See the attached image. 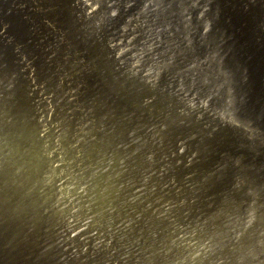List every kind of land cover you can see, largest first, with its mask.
<instances>
[{
  "label": "bare ground",
  "instance_id": "1",
  "mask_svg": "<svg viewBox=\"0 0 264 264\" xmlns=\"http://www.w3.org/2000/svg\"><path fill=\"white\" fill-rule=\"evenodd\" d=\"M168 1L0 0V264H201L202 257H207L212 255V253L215 254L213 251L214 247L217 248L218 246V248H221L217 243L216 246L211 245L214 242L204 229L205 226L203 224L205 221H198V211L193 208L189 210L190 197L193 194L190 192L193 178L191 176L195 177V175H192V170L185 168V163L190 158L193 159L192 142L186 143L187 150L183 151L182 148L177 147L181 133H178L173 126L167 127L168 131L157 132L153 128L155 123L161 122L160 117L165 120L167 118L171 120L180 115V109L176 107L180 103L179 96L176 94L175 96L169 95L166 98L154 96V98L159 100L153 102L149 111L150 115L149 113L147 117L140 115L142 113L140 102L143 98L140 95H136V91L133 90L135 82L133 81L134 79L131 80L129 78L130 70L127 68L123 69L122 64H120V68L118 66L120 50L123 47L125 48L126 45L133 50L131 52L133 55L124 58V62L130 61V63H133L137 52L145 60L151 61L154 57H157L155 49L162 42H167L166 44H168V41L170 43L173 40L182 38L181 29L173 28L170 24L176 20L178 24L180 19L178 16L179 11H175L177 7L175 10L169 9ZM228 3L225 2V4ZM158 6L163 7L164 10L155 8ZM150 9L153 10L151 11ZM128 16L129 20L127 21L126 18ZM242 17L244 18V16ZM242 17L241 19H243ZM227 18L230 19V17ZM237 19L239 21L240 17ZM224 22L226 23V21ZM235 22L237 21L235 20ZM236 24L238 25V23ZM126 28H130V33L127 38H124L121 34ZM203 30L207 32L206 29ZM110 33H116L115 39L112 38L113 34L110 35ZM237 35L239 34L237 33ZM247 35L249 36V34ZM250 36L252 35L250 34ZM192 37L194 36L192 35ZM244 37L246 38V36ZM193 40L196 41V39ZM224 40L227 39L225 38ZM239 40L241 39L238 38L237 41ZM205 43H207L206 40ZM229 43L231 42L229 41ZM239 47L241 48V46ZM169 50L171 52V49ZM166 52L168 51L164 53ZM169 53L164 55L165 61H169L172 58L175 60L174 57L177 55ZM227 61L229 62L228 59ZM245 61L247 60L245 59ZM216 62L218 63V61ZM216 62L214 63L216 64ZM143 64L145 65V61H143ZM144 65L139 69V73L141 75L146 73L145 80L150 82L156 74L154 73V76L149 71H153L155 68L151 65L152 68H147ZM204 65L202 64L203 68L207 67L208 62L205 67ZM185 66L184 68L188 67V65L187 67ZM229 66L231 67V65ZM220 67L218 68L220 69ZM253 67V70H255V66ZM253 67L250 69L252 70ZM215 71L214 73L217 74L220 70L218 72ZM238 72L235 71L236 75ZM257 72L254 74L260 73ZM256 77L258 76L256 75ZM217 78H220V76ZM158 79L161 86L166 85V81L159 77ZM223 79H221V82ZM237 79H240V77H237ZM245 81L243 80V82ZM227 84L225 83L224 86ZM171 86H174L173 89H182H179L180 85L176 82H172ZM157 88H159V85L156 89L154 88L156 95H158ZM216 88L218 89L219 87ZM218 91L216 92L218 93ZM252 91L251 93H253ZM151 93L154 94L153 91ZM151 93L146 94L145 98L152 97ZM163 95L164 93H162ZM255 97H257V94ZM173 98H175L174 101L176 102L171 103L172 108L169 106L170 102L168 103V100ZM256 101L258 100L253 102L256 103ZM201 110H203V107ZM217 112H220V110ZM249 113L247 114L249 115ZM197 122L195 121L196 127ZM243 126L246 125L244 124ZM230 131L229 134H231ZM137 139L140 140L137 141ZM220 153L223 154V152ZM255 153L253 152V154ZM227 155L226 157H228ZM261 170L263 171V169ZM145 182L149 183V188L146 187L144 190ZM237 189L239 190V188ZM251 192H254V190ZM154 193L161 194V197L152 201V198L149 197ZM201 193L203 192L201 191ZM258 194L261 195V193ZM236 201L238 202L239 200H235V203H237ZM255 202H257V199ZM235 215L233 214L234 219L236 218ZM232 221L236 222L235 220ZM230 223L232 222L230 221ZM237 223L230 226H236L237 229ZM260 226L259 228L261 229ZM245 234L247 235V232ZM222 242L225 243L224 241ZM225 245L227 244L225 243ZM257 245L259 244L257 243ZM239 246L241 245L239 244ZM236 247L235 249L238 248ZM216 248L214 249L215 251ZM218 248L219 254L220 249ZM259 248L261 249L262 247ZM235 249L233 248V251ZM233 251L230 250V252ZM235 252H238V250ZM247 253L245 254L246 260ZM244 263H248V261Z\"/></svg>",
  "mask_w": 264,
  "mask_h": 264
},
{
  "label": "rangeland",
  "instance_id": "2",
  "mask_svg": "<svg viewBox=\"0 0 264 264\" xmlns=\"http://www.w3.org/2000/svg\"><path fill=\"white\" fill-rule=\"evenodd\" d=\"M172 1V2H170ZM169 0L168 1V8L179 11V22L178 24L175 22H171V26L173 28L177 27L178 29H181L182 32V38L173 40L172 42L168 44L161 43L156 47L155 52H157V57H154L153 60H145L142 56H140L137 51V56L134 57V62H124V58L131 57L133 53H131L133 50L130 49L128 45L126 47L120 50V59L118 61L119 68L120 64H122V68L129 69V78L135 82L134 91L137 93L136 95L142 96V101L140 102V109L142 110V113L140 115L148 116V113L150 111V107H152L153 102L158 101L159 99L154 98H166L167 96H179V106H176L179 110L180 115H178L175 119H168L169 121L165 120L163 117H160L161 122H157L154 124L153 128L158 131H168V128L173 126L175 130L178 131V133H181L179 136V141L177 143V147L182 148L183 151L187 150V144L188 142H192V148H193V159L190 158L187 163H185V168L187 170H192V184L190 188L191 199H190V207L189 210L195 209L198 211L197 218L199 222H204V229L207 232V235H210L211 240L214 242L213 246H216L219 244V247L216 248V251L212 253V255H209L207 257H202V263L201 264H243L244 262L248 261L249 264H264V0ZM182 1V2H181ZM198 1V2H197ZM230 1V2H229ZM251 1V2H250ZM204 4H203V3ZM216 2V4H215ZM217 2H219L217 4ZM228 3V4H225ZM243 4H242V3ZM249 2V3H248ZM222 3V4H221ZM171 4V6H170ZM190 4V5H189ZM192 4V5H191ZM196 6H194V5ZM220 4V5H219ZM166 5V6H167ZM219 5V6H218ZM227 5V6H226ZM241 5V6H240ZM257 5V6H256ZM200 6V7H199ZM207 6V7H206ZM216 6V7H214ZM218 6V7H217ZM260 6V7H259ZM159 7V8H158ZM155 7L158 10H164L163 7ZM210 7V8H209ZM213 7V8H211ZM248 7V8H247ZM187 8V10H186ZM190 8V9H189ZM206 8V10H205ZM154 9V8H153ZM153 9H150L151 11ZM227 9V10H226ZM255 9V10H254ZM258 11H257V10ZM190 10V11H189ZM194 10V11H193ZM212 10V11H211ZM216 10V11H215ZM219 10V11H218ZM263 10V11H262ZM185 11V12H184ZM192 11V12H191ZM243 11V14H242ZM247 11V12H246ZM189 12V13H188ZM196 12V13H195ZM201 12V13H199ZM208 12V13H206ZM210 12V13H209ZM229 12V14H227ZM246 12V13H245ZM257 12V13H256ZM199 13V14H198ZM216 13V14H215ZM221 13H224L221 15ZM249 13V14H248ZM256 13V14H255ZM227 14V16H226ZM239 14V15H238ZM241 14V16H240ZM260 14V15H258ZM263 14V16H262ZM193 15V16H192ZM200 15V16H199ZM230 15V16H229ZM235 15V16H233ZM184 16V17H183ZM199 16V17H198ZM213 18H211V17ZM226 16V18H224ZM232 16V17H231ZM244 16V18L242 17ZM258 16V17H257ZM227 17H230L227 18ZM241 22L240 25L239 21ZM241 17L243 19H241ZM263 17V18H262ZM195 18V19H194ZM209 18V19H208ZM224 18V20H222ZM234 18V19H233ZM250 20H249V19ZM253 18V19H252ZM199 19V20H198ZM202 19V20H201ZM209 21H207V20ZM226 19V20H225ZM230 21H229V20ZM233 19V22H232ZM259 19V20H258ZM262 19V20H260ZM126 20H129V16L126 18ZM204 20V21H203ZM214 20H216L214 22ZM218 20V23H217ZM235 20L237 22H235ZM242 20V21H241ZM201 21V22H200ZM226 21V23L224 22ZM231 23V24H229ZM263 21V22H262ZM190 22V23H189ZM200 22V23H199ZM208 22V24H206ZM223 22V23H222ZM235 22V23H234ZM256 22V23H255ZM235 26H234V24ZM238 23V25L236 24ZM245 23V24H244ZM263 23V24H262ZM222 27H221V25ZM233 24V25H232ZM248 24V25H247ZM251 24V25H250ZM181 25V26H180ZM199 25V26H198ZM204 25V26H203ZM217 25V26H216ZM230 25V26H229ZM238 29H237V26ZM247 25V26H246ZM253 25V26H252ZM256 25V26H255ZM258 25V26H257ZM262 25V26H261ZM198 26V27H197ZM243 26V27H242ZM193 27V28H192ZM203 27V28H201ZM232 27V28H231ZM236 29L234 30L233 29ZM242 27V28H241ZM176 28V29H177ZM186 28V29H185ZM192 28V30H190ZM246 28V29H245ZM206 29L207 32H204ZM219 32H217L218 30ZM221 29V30H220ZM232 29V30H231ZM240 29V30H239ZM242 29V30H241ZM251 31H250V30ZM127 30V31H126ZM239 35H237L236 33ZM246 30H248L246 32ZM254 30V31H253ZM261 30V31H260ZM263 30V31H262ZM130 28H126L123 33L121 34L122 37L127 38L128 34L130 33ZM231 33H229V32ZM233 31V32H232ZM243 31V32H242ZM216 32V33H215ZM241 32V34H240ZM260 34H259V33ZM193 33V34H192ZM210 33V36H209ZM258 35H256V34ZM113 34V35H112ZM214 34V35H212ZM216 34V35H215ZM235 34V35H234ZM249 34V36L247 35ZM250 34L252 36H250ZM112 35V38L115 39L116 33H110ZM124 35V36H123ZM192 35L194 37H192ZM212 35V36H211ZM220 35V36H219ZM228 35V36H227ZM215 36V37H214ZM217 36V37H216ZM219 36V37H218ZM232 36V37H231ZM234 36V37H233ZM246 36V38L244 37ZM210 39H209V38ZM212 37V38H211ZM214 37V38H213ZM224 37V38H223ZM231 37V38H229ZM244 37V38H243ZM252 37V38H251ZM255 39H254V38ZM196 39L197 43L195 40ZM205 38V39H203ZM227 40H224V39ZM235 40H234V39ZM239 39V41H237ZM249 38V39H248ZM190 39V40H189ZM208 39V40H207ZM213 39V41H212ZM230 39V40H229ZM259 39V40H258ZM201 40V41H199ZM203 40V41H202ZM205 40L207 43H205ZM217 40V42H216ZM223 40V41H222ZM250 42H249V41ZM252 40V41H251ZM258 40V41H257ZM179 41V42H178ZM185 41H189L188 43ZM225 41V42H224ZM229 41L231 43H229ZM174 42V43H173ZM212 42V43H211ZM234 42V43H233ZM242 42V43H239ZM247 42V43H246ZM249 42V43H248ZM192 43V45H191ZM193 43H195L193 45ZM210 43V44H209ZM219 43V44H218ZM238 43V44H237ZM246 45L244 46V44ZM176 44V46H175ZM181 44V45H180ZM185 44V45H183ZM206 44V46H205ZM221 44V45H220ZM234 44V48L233 47ZM248 44V45H247ZM250 44V45H249ZM260 44V45H259ZM168 45V46H167ZM171 45V46H170ZM178 45V46H177ZM205 47H204V46ZM211 46L209 48V46ZM217 45V46H216ZM165 46V47H163ZM196 46V47H195ZM220 46V47H219ZM241 46V48L239 47ZM250 46V47H248ZM263 46V47H262ZM171 47V48H167ZM214 47V48H213ZM217 47V48H216ZM260 47V48H259ZM178 50H177V49ZM198 49L196 51V49ZM205 48V49H204ZM221 48V49H220ZM229 48V49H228ZM238 48V49H237ZM240 48V49H239ZM250 50H249V49ZM259 48V49H258ZM165 49V50H164ZM167 49V50H166ZM171 49V52L170 50ZM182 49V50H180ZM208 49V51H207ZM210 49V50H209ZM221 51H220V50ZM235 49V51H233ZM256 49V50H255ZM116 50V48H115ZM213 50V51H212ZM247 52L245 53V51ZM165 51H168L164 53ZM205 51V52H204ZM212 51V53H211ZM228 51V52H226ZM241 51V52H240ZM249 51V52H248ZM255 51V52H254ZM262 51V52H261ZM127 52V53H126ZM161 52V54H160ZM170 52V53H169ZM180 52V53H179ZM194 52V53H193ZM197 52V54H196ZM216 54H215V53ZM239 52V53H238ZM243 52V54H241ZM163 53V54H162ZM176 54L177 56L174 57L171 60L164 59L165 54ZM201 53V54H199ZM214 53V54H213ZM263 53V54H262ZM159 54V55H158ZM184 54V55H183ZM188 54V55H186ZM190 54V55H189ZM207 54V55H206ZM226 54V58H225ZM247 56H246V55ZM261 54V55H260ZM123 55V56H122ZM199 55V56H197ZM224 55V56H223ZM230 55V56H229ZM245 55V56H244ZM251 55V56H250ZM126 56V57H124ZM163 60H162V57ZM182 56V57H181ZM193 56V57H192ZM201 56V58H200ZM218 56V57H217ZM221 56V58H219ZM237 56V57H236ZM256 56V57H255ZM261 56V57H260ZM140 57V58H139ZM195 57V58H194ZM214 57V58H213ZM224 57V58H223ZM232 57V58H231ZM236 57V59H235ZM243 57H249L243 58ZM253 59H251V58ZM258 57V58H257ZM219 58V59H217ZM241 58V59H240ZM144 59V60H143ZM158 59V60H157ZM193 59V60H192ZM196 59V62H195ZM208 59V60H205ZM225 59V60H224ZM229 60V62L227 61ZM245 59L247 61H245ZM259 59V60H258ZM137 60V61H136ZM162 60V61H161ZM198 60V61H197ZM205 62H203V61ZM216 62V64L214 62ZM220 60V61H219ZM256 60V61H254ZM141 63H139V62ZM143 61H145V65L143 64ZM161 61V62H160ZM183 61V63H182ZM188 61V63H187ZM208 65H207V62ZM260 61V62H258ZM121 62V63H120ZM153 62V63H152ZM248 62V63H247ZM250 62V63H249ZM254 62V63H252ZM256 62V63H255ZM117 63V64H118ZM126 63V64H125ZM148 63V64H147ZM161 63V64H160ZM185 63V64H184ZM188 67H187V65ZM193 65H192V64ZM210 63V64H209ZM212 63V64H211ZM214 63V64H213ZM235 63V64H234ZM247 63V64H246ZM129 64V65H128ZM131 64V65H130ZM166 64V65H165ZM171 64V65H170ZM174 64V65H173ZM184 64V65H183ZM199 64V65H198ZM201 64V66H200ZM202 64H205L204 67L207 65V67L203 68ZM220 66H215V65ZM226 68H225V66ZM255 64V65H251ZM125 65V67H124ZM141 65V66H140ZM143 65L147 68H152L151 66H154L155 70L149 71L156 76L153 78V80L150 82L145 80L146 73H142V75L139 73V69L143 67ZM151 65V66H150ZM160 67H159V66ZM176 65V66H175ZM186 65V66H185ZM231 65V67L229 66ZM250 65V67H249ZM131 66V67H130ZM150 66V67H149ZM157 66V67H156ZM165 66V67H164ZM187 67V68H184ZM194 66V67H193ZM205 69V70H202ZM224 66V67H223ZM227 66L229 67L227 69ZM237 66V67H235ZM255 66V70L254 67ZM137 67V68H136ZM183 67V68H182ZM214 67V68H213ZM220 67V69L218 68ZM239 67V68H238ZM247 67V68H246ZM249 67V68H248ZM251 67L252 70L250 69ZM261 67V68H260ZM116 68V67H115ZM135 68V69H134ZM193 68V69H192ZM201 70H200V69ZM213 68V69H212ZM260 68V69H258ZM169 69V70H168ZM171 69V70H170ZM207 69V70H206ZM219 69V70H217ZM227 69V70H226ZM236 69V70H235ZM248 69V70H247ZM257 69V70H256ZM116 70V69H115ZM167 70V71H166ZM178 72H177V71ZM189 70V71H188ZM198 70V71H197ZM212 70V71H211ZM216 70V71H215ZM234 73H232L233 71ZM259 70V71H258ZM156 71V72H155ZM175 71V72H174ZM185 71V72H184ZM194 71L193 73H191ZM200 71V72H199ZM207 71V72H206ZM211 73H210V72ZM218 72L219 73H214ZM226 71V72H225ZM230 71V72H229ZM236 72L238 74L236 75ZM260 73H258V72ZM165 72V74H164ZM203 72V73H202ZM213 72V73H212ZM253 72V73H252ZM256 74L258 77H256ZM263 72V73H262ZM177 73V74H176ZM197 73V74H195ZM202 73V74H201ZM208 73V74H207ZM252 73V74H251ZM186 74V76H185ZM213 74V75H212ZM220 74V75H219ZM227 74V75H226ZM261 74V75H259ZM235 77L233 78V76ZM240 75V76H238ZM166 76V77H164ZM190 76V77H189ZM199 76V77H198ZM220 76V78L217 77ZM243 76V77H241ZM252 76V77H251ZM159 78H161L163 81H166V85H160ZM207 77V78H206ZM225 79H223V78ZM237 77L240 79H237ZM250 77V78H249ZM261 77V79H260ZM263 77V78H262ZM139 78V79H138ZM158 80H157V79ZM186 78V79H185ZM209 78V79H208ZM216 78V79H215ZM236 78V79H235ZM243 78V79H242ZM136 79V80H135ZM174 79V80H173ZM179 79V80H178ZM185 79V80H184ZM198 79V80H197ZM214 79V80H213ZM221 79L222 82H221ZM228 79V80H227ZM232 79V81H230ZM250 79V80H249ZM256 79V80H251ZM157 80V82H156ZM238 80V81H237ZM243 80H246L243 82ZM154 81V83H153ZM186 81V82H185ZM219 81V82H218ZM253 81V83H252ZM259 81V82H258ZM261 81V83H260ZM263 81V82H262ZM152 82V84H151ZM172 82H176L179 84V89H173L174 86H171ZM200 82V83H199ZM211 82V83H210ZM213 82V83H212ZM256 82V83H255ZM216 83V84H215ZM219 83V84H217ZM228 83L224 86V84ZM241 83V86H240ZM245 83V85H243ZM250 83V84H249ZM190 84V85H189ZM205 84V85H203ZM214 84V86H213ZM236 84V85H235ZM239 86H238V85ZM247 84V86H246ZM144 85V86H143ZM151 85V86H150ZM159 88L157 91V94H155L154 88ZM193 85V87H192ZM202 85V86H201ZM220 85L222 86L220 88ZM243 85V86H242ZM249 85V86H248ZM161 86V87H160ZM169 86V87H168ZM191 86V87H189ZM204 86V87H203ZM212 86V87H211ZM232 86V87H231ZM240 88L236 89L235 87ZM245 86V87H244ZM252 86V88H250ZM150 90H149V88ZM200 87V88H199ZM210 87V88H209ZM216 87H219L217 90ZM257 87V88H255ZM260 87V88H259ZM193 88V89H192ZM244 88V89H242ZM247 88V89H246ZM254 88V89H253ZM147 89V90H146ZM162 89V90H161ZM173 89V91H172ZM197 89V90H196ZM199 89V90H198ZM224 89V90H223ZM230 89V90H229ZM234 89V90H233ZM257 89V90H256ZM259 89V91H258ZM176 90V91H175ZM215 90V91H214ZM221 90V91H220ZM226 90V91H225ZM239 90V91H238ZM250 90V91H249ZM251 90H253L251 93ZM263 90V92H262ZM138 91V92H137ZM144 91V92H142ZM154 92L151 93V92ZM160 91V92H159ZM164 91V92H163ZM187 91V92H186ZM194 91V92H193ZM203 91V92H202ZM228 91V93H227ZM237 91V92H236ZM247 91V92H246ZM249 91V92H248ZM261 91V93H260ZM160 94H159V93ZM164 95L162 96V93ZM212 92V93H211ZM215 92V93H214ZM230 92V93H229ZM233 92V93H232ZM236 92V93H235ZM151 93L153 96L149 98H145L146 94ZM167 93V94H166ZM181 93V95H180ZM194 95H193V94ZM211 93V94H209ZM220 93H222L220 95ZM226 93V94H225ZM232 93V95H230ZM244 95H243V94ZM250 95H249V94ZM257 94V97L256 94ZM190 94V95H189ZM199 94V95H198ZM228 94V96H227ZM236 94V95H235ZM246 94V95H245ZM202 95V96H201ZM211 95V96H210ZM224 95V96H223ZM235 95V96H234ZM185 96V98H183ZM201 96V97H200ZM207 96V97H206ZM210 96V97H209ZM218 96V97H217ZM239 96V98H238ZM241 96V97H240ZM244 96V97H243ZM251 96V97H250ZM262 96V97H261ZM188 97V98H187ZM192 97V98H191ZM194 97V98H193ZM253 97V98H252ZM191 98V99H190ZM207 98V99H206ZM227 98V99H226ZM241 98V99H240ZM243 98V99H242ZM156 99V100H155ZM182 99V100H181ZM191 101H190V100ZM234 101V102H232ZM245 99V100H244ZM258 100L255 102V100ZM175 98L168 100L169 106L172 107V104L176 101H174ZM195 100V101H194ZM223 100V101H222ZM230 100V101H228ZM237 100V101H236ZM241 100V101H240ZM250 100V101H249ZM189 101V102H188ZM198 101V102H197ZM222 101V102H221ZM254 101V102H253ZM205 102V103H204ZM240 102V103H238ZM250 102V103H249ZM172 103V104H171ZM203 103V104H202ZM210 103V104H209ZM213 103V104H212ZM230 103V104H229ZM245 103H247L245 105ZM263 103V104H262ZM177 105V103H175ZM181 104V105H180ZM208 104V105H207ZM250 104V106H249ZM252 104V105H251ZM260 104V105H258ZM151 105V106H150ZM189 105V107H187ZM193 106V107H192ZM218 106V107H217ZM245 106V107H244ZM253 108H252V107ZM259 106V107H258ZM263 106V107H262ZM175 107V106H174ZM186 107V108H185ZM199 107V108H198ZM203 107V110H201ZM207 107V108H206ZM236 107V108H235ZM238 107V108H237ZM258 107V108H257ZM173 108V107H172ZM206 108V109H205ZM221 108V109H220ZM231 108V110H230ZM235 108V109H234ZM256 108V109H255ZM263 108V109H262ZM227 109V110H226ZM233 109V110H232ZM238 109V110H237ZM245 109V110H244ZM254 109V112H253ZM201 110V111H200ZM215 110V111H214ZM220 110V112H217ZM229 110V112H228ZM259 112H258V111ZM184 111V112H183ZM203 111V112H202ZM227 111V112H225ZM183 112V114H182ZM193 112V113H192ZM198 112V113H197ZM232 112V114H230ZM235 112V113H234ZM238 112V113H237ZM250 112V113H249ZM253 112V113H252ZM261 112V113H260ZM196 113V114H195ZM205 113V114H203ZM211 113V114H210ZM213 113V115H212ZM218 113V115H217ZM228 113V114H227ZM235 115H234V114ZM249 113V115L247 114ZM257 113V115H255ZM207 114V115H206ZM230 114V115H229ZM150 115V113H149ZM184 115V116H183ZM201 115V116H200ZM236 115H238L236 117ZM241 115V116H240ZM245 115L244 117H242ZM255 115V116H254ZM261 115V116H260ZM198 116V117H197ZM209 116V117H208ZM212 116V117H211ZM225 116V117H224ZM233 116V117H232ZM251 116L252 120H251ZM254 116V117H253ZM260 116V117H259ZM206 117V118H205ZM216 117V118H215ZM220 117V118H218ZM241 117V118H240ZM249 117V118H248ZM257 117V118H256ZM188 118V119H187ZM211 118V119H209ZM238 118V119H237ZM254 118V121H253ZM259 118V120H258ZM261 118V119H260ZM201 119V120H200ZM206 119V120H205ZM208 119V121H207ZM263 119V120H262ZM174 120V121H173ZM218 120V121H217ZM235 120V121H234ZM164 121V122H163ZM188 121V122H187ZM197 122V127L196 123ZM202 121V123H201ZM173 122V123H172ZM232 122V123H230ZM260 122V123H258ZM263 122V125H262ZM172 123V124H171ZM200 123V124H198ZM212 123V124H210ZM219 123V125H218ZM236 123V124H235ZM159 124V125H158ZM179 124V125H178ZM194 124V125H193ZM202 124V125H201ZM214 124V125H213ZM223 124V126H221ZM241 124V125H240ZM246 126H243V125ZM205 129H204V126ZM257 125V126H256ZM156 126V127H155ZM184 126V127H183ZM190 126V127H189ZM211 126V127H210ZM256 126V128H255ZM168 127V128H167ZM193 127V128H192ZM196 127V128H195ZM217 127V128H216ZM226 127V129H225ZM239 127V128H237ZM263 127V128H262ZM195 128V129H194ZM207 128V129H206ZM210 128V129H209ZM220 128V129H219ZM192 129V130H191ZM202 129V130H201ZM218 129V130H216ZM231 129V131H230ZM233 129V130H232ZM236 129V130H235ZM241 129V130H240ZM211 132L208 133L207 132ZM223 130V131H222ZM252 132H251V131ZM256 130V131H255ZM155 131V132H156ZM228 133H227V132ZM229 131L231 134H229ZM238 131V132H237ZM247 131V132H246ZM219 132V133H218ZM236 132V133H235ZM254 132V133H253ZM185 133V134H184ZM235 133V134H234ZM245 133V134H244ZM252 133V134H250ZM197 134V135H196ZM206 134V135H205ZM234 134V135H233ZM241 135V136H240ZM244 135H246L244 137ZM260 135V136H259ZM234 136V137H233ZM240 136V137H239ZM253 136H255L253 138ZM263 136V137H262ZM239 137V138H238ZM261 137V138H260ZM228 138V139H227ZM245 138V139H244ZM263 138V139H262ZM220 139V141H219ZM222 139V140H221ZM237 139V140H236ZM250 139V140H249ZM140 139H137L139 141ZM240 140V141H239ZM254 140V142H253ZM185 141V142H184ZM207 142V144H206ZM229 142V143H228ZM236 142V143H235ZM201 143V144H200ZM216 143V144H215ZM218 143V144H217ZM256 143V144H255ZM262 143V144H261ZM251 144V146H250ZM215 145V146H214ZM228 145V146H227ZM249 145V146H248ZM237 146V147H236ZM240 146V149H239ZM246 146V148H245ZM244 147V148H243ZM209 148V149H208ZM250 148V149H249ZM258 148V149H257ZM220 149V150H219ZM243 149V150H242ZM246 149V150H245ZM237 150V151H236ZM255 150V151H254ZM214 151V152H213ZM248 153H247V152ZM220 152H223L220 153ZM235 152V153H234ZM253 152L255 154H253ZM227 153V154H225ZM250 153V154H249ZM212 154V155H211ZM247 154V155H246ZM252 154V155H251ZM257 154V155H256ZM226 155L228 157H226ZM230 155V156H229ZM233 155V156H232ZM249 155V156H248ZM262 155V157H261ZM248 156V157H247ZM251 156V157H250ZM204 157V158H203ZM219 157V158H218ZM235 157V158H233ZM240 157V158H239ZM255 157V158H254ZM221 158V159H220ZM223 158V159H222ZM232 158V159H231ZM249 158V159H248ZM254 158V159H253ZM260 158V159H259ZM199 159V160H198ZM229 159V160H228ZM218 160V161H217ZM234 160V161H233ZM238 160V162H236ZM256 160V161H255ZM204 162V163H203ZM246 162V163H245ZM251 162V163H250ZM224 163V164H223ZM231 163V164H230ZM248 163V164H247ZM257 163V164H256ZM213 164V165H212ZM234 164V165H233ZM242 164V165H241ZM256 164V166H255ZM209 165V166H208ZM246 165V166H245ZM253 165V166H252ZM258 165V166H257ZM217 166V169H216ZM255 166V167H254ZM226 167V168H225ZM211 168V169H210ZM253 168V169H252ZM232 169V170H231ZM258 169V170H257ZM260 169V170H259ZM263 169V171L261 170ZM210 170V171H209ZM232 172H231V171ZM227 172V173H226ZM230 172V173H229ZM238 172V173H237ZM245 172V174H244ZM259 172V173H258ZM195 173V174H194ZM254 174V175H253ZM256 174V175H255ZM247 175V176H246ZM211 176V177H209ZM225 176V177H224ZM256 176V177H255ZM259 176V177H258ZM223 177V178H222ZM254 177V179H253ZM258 177V178H257ZM263 178V179H262ZM195 179V180H194ZM212 180V181H211ZM234 180V181H233ZM254 180V181H253ZM202 181V182H201ZM229 183H228V182ZM236 181V182H235ZM257 181V182H256ZM240 182V183H239ZM197 185H196V184ZM238 185H237V184ZM261 183V184H260ZM216 184V185H215ZM225 184V185H224ZM230 184V186H229ZM249 186H248V185ZM253 186H252V185ZM209 185V186H208ZM221 185V186H219ZM233 185V186H232ZM263 185V186H262ZM237 186V187H236ZM261 186V187H260ZM146 187L149 188V183L145 182V185L143 189L145 190ZM214 187V188H213ZM229 187V188H228ZM236 187V188H235ZM233 190H232V189ZM239 188V190L237 189ZM236 189V190H235ZM260 189V190H259ZM192 190V191H191ZM241 190V191H240ZM246 190V192H245ZM254 190V192H251ZM139 191V190H138ZM197 191V192H196ZM201 191L203 193H201ZM224 191V192H223ZM237 191V192H236ZM241 193H240V192ZM229 192V193H228ZM236 192V193H235ZM258 193H261L258 194ZM228 194V196H227ZM243 194V195H242ZM257 194V195H256ZM237 195V197H236ZM241 195V196H239ZM152 196V197H151ZM149 198H152V201H155L156 199L161 197V194L154 193ZM163 196V195H162ZM201 196V197H200ZM217 196V197H215ZM224 196V197H223ZM235 196V198H234ZM244 196V197H243ZM256 196V197H255ZM258 196V197H257ZM197 197V198H196ZM212 197V198H211ZM216 199H215V198ZM222 197V198H221ZM252 197V198H251ZM154 198V199H153ZM214 198V199H213ZM225 198V199H224ZM242 198V199H240ZM247 201H246V199ZM210 199V200H209ZM239 200L237 203H235V200ZM245 199V200H244ZM257 199V202H255ZM242 200V201H241ZM255 200V201H254ZM259 200V201H258ZM195 201V202H194ZM211 201V202H210ZM213 201V202H212ZM234 203H233V202ZM224 202V203H221ZM227 202V203H226ZM241 202V203H240ZM243 202V203H242ZM209 203V204H208ZM233 203V204H232ZM250 203V204H249ZM213 204V205H211ZM232 204V205H231ZM224 205V206H222ZM229 205V206H227ZM245 205V206H244ZM250 207H249V206ZM196 206V208H194ZM216 206V207H215ZM231 206V207H230ZM215 207V208H214ZM219 207V208H218ZM222 207V208H221ZM246 207L250 208L248 210L245 209ZM221 208V209H220ZM230 208V209H229ZM243 208V209H242ZM206 209V210H205ZM209 209V210H208ZM233 209V210H232ZM211 210V211H210ZM231 210V211H229ZM235 210V211H234ZM238 210V211H237ZM244 210V211H243ZM247 210V211H246ZM255 210V211H254ZM260 210V211H258ZM206 211V212H205ZM218 211V212H217ZM238 214H237V212ZM243 211V213H242ZM200 212V213H199ZM216 212V213H215ZM228 212V214H227ZM246 212V213H245ZM255 212V213H253ZM260 212V213H259ZM226 213V214H225ZM230 213H232L230 215ZM241 213V214H240ZM249 215H248V214ZM261 213H263L261 215ZM203 214V216H202ZM235 215V219L234 216ZM256 214V215H255ZM218 215V216H217ZM221 215V216H220ZM244 218H243V216ZM246 215V216H245ZM248 215V216H247ZM261 215V216H260ZM263 216V218H262ZM206 217V218H205ZM223 217V218H222ZM201 218V219H200ZM231 218V219H230ZM233 218V219H232ZM261 220H259V219ZM247 219V220H246ZM204 220V221H203ZM226 220V221H225ZM232 220H235L236 222H233ZM197 221V222H198ZM211 221V222H210ZM230 221L232 223H230ZM242 221V222H240ZM260 221V223H259ZM198 222V223H199ZM239 224H238V223ZM237 223V229L236 226H230L231 224ZM241 223V224H240ZM243 224V225H242ZM262 224V225H261ZM235 225V224H234ZM247 227H246V226ZM251 225V226H250ZM257 225H261V229L257 228ZM209 226V227H208ZM207 227V228H206ZM215 227V228H214ZM235 227V228H234ZM251 227V228H250ZM212 228V229H211ZM217 228V229H216ZM234 228V229H233ZM255 228V229H254ZM210 229V230H209ZM219 229V230H218ZM225 229V230H224ZM228 229V230H227ZM231 229V230H230ZM241 229V230H240ZM248 229V230H246ZM258 229V230H257ZM215 230V231H214ZM236 230V231H235ZM243 230V231H242ZM252 230V231H249ZM256 230V231H254ZM227 231V232H226ZM234 233H232V232ZM239 231V232H238ZM242 231V232H241ZM260 231V232H259ZM209 232V234H208ZM213 232V233H212ZM220 232V233H219ZM247 232V235L245 234ZM263 232V233H262ZM212 233V234H211ZM219 233V234H218ZM228 233V234H227ZM261 233V234H259ZM223 234V235H222ZM229 234H231L229 236ZM239 234V236H238ZM245 236H244V235ZM258 234V236H256ZM263 234V235H262ZM235 235V236H234ZM241 235V236H240ZM243 235V237H242ZM213 236V237H212ZM218 236V237H216ZM220 236V237H219ZM224 236V237H222ZM227 236V237H226ZM238 236V237H236ZM249 236V237H248ZM256 236V237H255ZM229 237V239H228ZM260 237V238H259ZM233 238V239H232ZM236 238V239H235ZM241 238V239H239ZM258 238V239H257ZM222 239V240H221ZM236 241H235V240ZM244 239V240H243ZM253 239V240H251ZM228 240V241H225ZM231 240V241H230ZM238 240V241H237ZM256 240V241H254ZM261 240V241H260ZM263 240V241H262ZM218 241V242H217ZM220 241V242H219ZM224 241L225 243H223ZM245 241V242H243ZM259 241V242H258ZM239 242V243H238ZM229 243V244H228ZM231 243V244H230ZM235 243V244H234ZM250 243V244H249ZM256 243V244H255ZM257 243L259 245H257ZM222 244V245H221ZM233 244V245H232ZM238 244V246H237ZM239 244L241 246H239ZM263 244V245H262ZM231 247L229 248V246ZM248 245V246H247ZM254 245V246H253ZM225 246V247H223ZM238 248H237V247ZM246 246V247H245ZM262 247L261 250L259 247ZM235 247L237 249H235ZM249 247V249H248ZM257 247V248H256ZM224 248V249H223ZM226 248V249H225ZM228 248V249H227ZM233 248L235 249L233 251ZM242 248V250H241ZM259 248V250H258ZM233 252H230V250ZM240 249V250H239ZM254 249V250H253ZM225 250V251H224ZM238 252H235L237 251ZM229 253H227V252ZM245 259V254L247 260ZM255 251V252H254ZM258 251H260L258 253ZM223 252V253H222ZM240 252V253H239ZM226 253V254H224ZM233 253V254H231ZM238 253V254H237ZM261 253V254H260ZM222 254V255H221ZM228 254V255H227ZM231 255V257H230ZM236 255V257H235ZM253 255V257H252ZM217 257V258H216ZM219 257V258H218ZM233 257V258H232ZM238 257V258H237ZM244 262H242L243 260ZM251 257V258H249ZM207 258V259H206ZM210 258V259H209ZM213 258V259H212ZM221 258V259H220ZM232 258V259H231ZM261 258V260H260ZM204 259V260H203ZM237 259V260H236ZM240 259V260H239ZM249 259V260H248ZM263 259V260H262ZM228 260V261H227ZM254 260V261H253ZM258 260V261H256ZM210 261V263H209ZM217 263H216V262ZM230 261V262H229ZM236 261V262H235ZM251 261V262H250ZM261 261V262H260ZM260 262V263H259ZM244 263V264H248Z\"/></svg>",
  "mask_w": 264,
  "mask_h": 264
}]
</instances>
